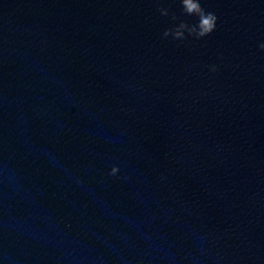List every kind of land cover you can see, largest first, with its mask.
<instances>
[{"label":"water","instance_id":"95a60500","mask_svg":"<svg viewBox=\"0 0 264 264\" xmlns=\"http://www.w3.org/2000/svg\"><path fill=\"white\" fill-rule=\"evenodd\" d=\"M200 2L0 0V264H264V0Z\"/></svg>","mask_w":264,"mask_h":264},{"label":"clouds","instance_id":"9594fccd","mask_svg":"<svg viewBox=\"0 0 264 264\" xmlns=\"http://www.w3.org/2000/svg\"><path fill=\"white\" fill-rule=\"evenodd\" d=\"M157 2L159 3V0H157ZM179 3L181 5L182 14L195 18L196 22L190 24L181 20L178 24H174L172 27L166 28L162 33V39L170 38L173 42H178L177 46H179L180 44L189 42L190 38L191 40H202L211 36L216 31L218 22L216 14L213 11L206 10L202 7L200 0H179ZM156 10L161 16H169V9L167 8L158 6ZM171 20H178L175 13L171 14ZM259 49L264 52V43L259 44ZM221 59H223V57H221ZM205 67H207L209 73L213 76H217L219 74L220 69L218 65L210 64ZM200 95H208V93L202 92ZM220 163H223V161H220ZM119 172L120 169L117 166H113L108 172V175L116 179H128L126 175L123 177L118 175ZM161 179H163V177ZM76 183L78 185H82L83 181L77 179ZM199 240L201 241L200 253L202 255L207 252V248L204 247V245L215 243V241L210 239L208 235H200ZM221 259L222 257L218 256L217 264H219Z\"/></svg>","mask_w":264,"mask_h":264}]
</instances>
